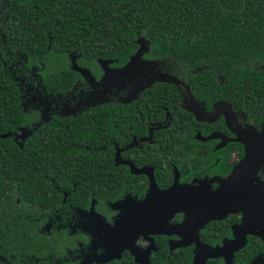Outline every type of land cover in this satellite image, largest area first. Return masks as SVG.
I'll return each instance as SVG.
<instances>
[{"label": "flooded vegetation", "instance_id": "1", "mask_svg": "<svg viewBox=\"0 0 264 264\" xmlns=\"http://www.w3.org/2000/svg\"><path fill=\"white\" fill-rule=\"evenodd\" d=\"M145 55L96 60L93 70L71 54L65 64H4L28 73L17 80L23 118L13 143L54 129L59 147L91 158L37 175L45 182L31 197L7 182L0 212L29 237L0 264H264V157L245 159L264 150V77L248 96L216 70L195 77L206 64ZM62 66L70 85L51 88L43 75ZM255 69L264 75L263 64ZM82 121L93 135L67 140L64 126Z\"/></svg>", "mask_w": 264, "mask_h": 264}, {"label": "trees", "instance_id": "2", "mask_svg": "<svg viewBox=\"0 0 264 264\" xmlns=\"http://www.w3.org/2000/svg\"><path fill=\"white\" fill-rule=\"evenodd\" d=\"M140 37L149 42L147 58H176L190 68L206 64L210 69L195 77H212L216 70L243 95H252L255 79L264 77L255 69L256 62L264 65V0H0V135L11 134L23 118L17 80L28 77L25 67L4 64H65L73 53L79 65L93 70L98 58L128 61ZM53 72L45 83L69 87L67 67ZM64 133L80 144L93 128L82 121L64 126ZM57 136L54 129H41L23 148L11 136L0 137V197L9 196L7 182L31 197L45 182L37 175L71 173L77 159L91 158L84 149L59 147ZM17 230L0 212V256L9 258L26 244L29 232L21 237Z\"/></svg>", "mask_w": 264, "mask_h": 264}, {"label": "water", "instance_id": "3", "mask_svg": "<svg viewBox=\"0 0 264 264\" xmlns=\"http://www.w3.org/2000/svg\"><path fill=\"white\" fill-rule=\"evenodd\" d=\"M135 42H136V44H138L140 46V48L138 49V51L136 53H134L130 57V59H129L128 62L131 63V64L132 63L140 62L141 60L139 59V55L142 54V53L148 52L149 42L146 41L143 37L138 38ZM49 48H50V45H48V49ZM71 55H72L71 61L74 63L75 62V57H74L75 54H71ZM97 61L101 65L102 64L105 65V64H107V62H111L109 59H100V58L97 59ZM72 68H74V70L78 71L82 75V77L87 78V79L91 78L90 72L88 70H86L84 68H79V67H76V66H74ZM130 68H131V66H130ZM202 69L203 68H199L198 69V72L202 71ZM163 76H168V75H163ZM168 77H170V76H168ZM10 136H11L10 133L0 135L1 138H7V137H10ZM254 153L255 154L258 153V154H256L257 156H254L253 154H251V151H248L247 154H246V156H245V159L248 160V161H250L251 158H255V159H259V161H260V159L262 157H264V155H263L264 150L254 151ZM261 161H262V163L259 164L258 167H260L264 163V159H261Z\"/></svg>", "mask_w": 264, "mask_h": 264}, {"label": "rangeland", "instance_id": "4", "mask_svg": "<svg viewBox=\"0 0 264 264\" xmlns=\"http://www.w3.org/2000/svg\"><path fill=\"white\" fill-rule=\"evenodd\" d=\"M49 63H57V62H49ZM46 77H47L46 75H43V79H44V80L47 79Z\"/></svg>", "mask_w": 264, "mask_h": 264}]
</instances>
